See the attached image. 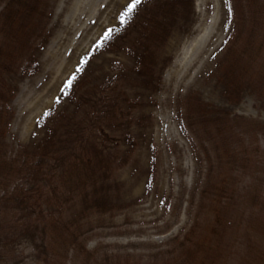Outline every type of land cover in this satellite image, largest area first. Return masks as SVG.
<instances>
[{
	"label": "rangeland",
	"instance_id": "rangeland-1",
	"mask_svg": "<svg viewBox=\"0 0 264 264\" xmlns=\"http://www.w3.org/2000/svg\"><path fill=\"white\" fill-rule=\"evenodd\" d=\"M31 2L48 34L23 48L26 66L0 73L3 140L30 148L52 127L65 152H101L86 209L68 189L40 197L83 233L67 264H264V47L244 50L240 0H142L124 23L131 0ZM151 13L160 28L145 38ZM142 63L156 66L147 83ZM122 89L134 102L104 122L102 95ZM29 252L7 264H35Z\"/></svg>",
	"mask_w": 264,
	"mask_h": 264
},
{
	"label": "trees",
	"instance_id": "trees-1",
	"mask_svg": "<svg viewBox=\"0 0 264 264\" xmlns=\"http://www.w3.org/2000/svg\"><path fill=\"white\" fill-rule=\"evenodd\" d=\"M240 2L241 11L238 19L248 22L249 27L252 28L248 36L245 34L244 50L250 49L253 39L257 40L256 46L264 47V3L259 0H240ZM37 7V3H32L31 0H0V73L26 66L25 63L30 56L24 55L23 52L29 48L27 50L23 48L30 42L39 46L47 38L48 31L39 23L41 14ZM168 9L160 11V15L172 11ZM152 14L146 17L148 32L145 38H149L152 32L158 33L160 28L157 16H150ZM115 31L117 28H114L109 35ZM234 37L231 31L228 37L230 45L232 41L239 43L240 37ZM121 39L119 35L118 40ZM145 64L141 65L144 69L140 75L147 83L153 78V69H156V66ZM115 84L116 77H110L104 88L112 89ZM68 89L67 86L66 90ZM73 90L72 95H74ZM4 92V86L0 84V264H7L25 248H29L28 258H31L35 264H67L72 258L69 252L82 244L83 233L74 224L72 218L59 224L51 215L42 212L39 208L40 197L49 191L58 198L61 196L60 193L68 189L69 192L65 196L76 198L82 195V200H79L86 209L88 207L86 190L90 186L97 185L93 179L94 175L102 171L93 166L92 162L95 159L92 155L101 152L93 151V146L86 145L73 146L71 150L65 152L67 146L62 147L55 142V132L52 127L47 129L45 136L33 147L28 148L24 145L9 147L3 140V123H6L9 112ZM118 98L119 113L113 108L117 107ZM101 102L102 108H105L102 112L104 122H113L114 117L117 118L116 122L119 125V119H123L126 115L121 108V102L131 104L134 99L127 97L123 89L119 92V97L107 90V93L102 95ZM54 109L43 114V121H47L53 115ZM213 112L210 116H215L219 110ZM100 127L101 131L98 134L107 135L102 125ZM96 159H100V156ZM77 190L85 191L74 193ZM81 212L82 210H79L76 214L80 215Z\"/></svg>",
	"mask_w": 264,
	"mask_h": 264
},
{
	"label": "snow or ice",
	"instance_id": "snow-or-ice-1",
	"mask_svg": "<svg viewBox=\"0 0 264 264\" xmlns=\"http://www.w3.org/2000/svg\"><path fill=\"white\" fill-rule=\"evenodd\" d=\"M142 3V0H131V2L127 5L126 10L121 14L120 20L122 23L126 22L127 18H130V14L134 11V9ZM112 30L110 29L108 33L105 35L107 36ZM71 85V81L68 82L67 86Z\"/></svg>",
	"mask_w": 264,
	"mask_h": 264
}]
</instances>
